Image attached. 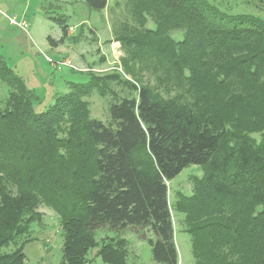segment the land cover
Returning <instances> with one entry per match:
<instances>
[{
    "label": "trees",
    "instance_id": "1",
    "mask_svg": "<svg viewBox=\"0 0 264 264\" xmlns=\"http://www.w3.org/2000/svg\"><path fill=\"white\" fill-rule=\"evenodd\" d=\"M112 30L126 73L142 84L117 66L91 67L87 82L70 81L41 112L0 56V264H27L42 205L63 229L61 264H129L128 240L97 245L102 227L152 229L153 261L180 264L168 181L190 165L204 176L177 209L195 263L264 264V136H253L264 133V18L208 0H116ZM94 91L111 97L109 123L91 114Z\"/></svg>",
    "mask_w": 264,
    "mask_h": 264
},
{
    "label": "rangeland",
    "instance_id": "2",
    "mask_svg": "<svg viewBox=\"0 0 264 264\" xmlns=\"http://www.w3.org/2000/svg\"><path fill=\"white\" fill-rule=\"evenodd\" d=\"M115 1L108 0L107 8L94 10L89 8L86 0H0V56L40 97L35 106L36 111H44L54 103L56 96L68 92L70 81L87 82V71L91 67L96 73L104 74L114 71L110 68L117 66L133 83L138 86L142 84L143 80L126 73L122 64L125 54L121 43L111 41L114 34L112 3ZM208 1L230 14L248 13L264 18V0ZM23 22L27 23V28L19 25ZM62 23L66 24L67 33H64ZM174 35L183 37L181 31ZM48 57L54 62L69 59L75 67L62 66L58 69ZM115 88L122 90L120 86ZM7 92V86L0 80V100L6 97ZM119 93L122 96L133 95L128 88ZM87 99L92 116L109 123L111 97L105 98L94 91ZM263 134L256 133L253 136L260 141ZM203 176L202 167L190 165L168 181L180 264L196 263L192 236L186 231L184 214L178 211L177 202L182 199V195H192L196 177ZM40 211L44 213V229L39 232V227H34L38 237L24 247L26 263L61 264L64 237L58 215L44 205ZM95 233L98 246L112 240V237L128 240L129 264H156L152 258L151 240H157V235L152 229L128 227L118 232L102 227ZM14 249L15 245L11 244L4 247L2 252H12ZM95 251V248L90 251V259L95 258ZM93 264H100V259L96 258Z\"/></svg>",
    "mask_w": 264,
    "mask_h": 264
},
{
    "label": "built area",
    "instance_id": "3",
    "mask_svg": "<svg viewBox=\"0 0 264 264\" xmlns=\"http://www.w3.org/2000/svg\"><path fill=\"white\" fill-rule=\"evenodd\" d=\"M13 22L16 23L15 20H12ZM20 26H22L23 28H27V23L23 22V23H19ZM49 58V57H48ZM49 61L52 62L54 64L55 67H57L58 69L63 68L62 66H69L71 68H74L75 66L73 65L72 61L69 59H63L57 62H54L51 58H49ZM106 70V69H105ZM104 70V71H105ZM108 70V69H107Z\"/></svg>",
    "mask_w": 264,
    "mask_h": 264
}]
</instances>
